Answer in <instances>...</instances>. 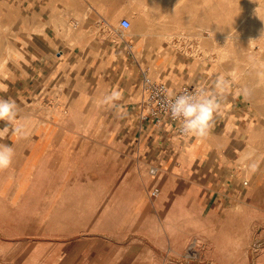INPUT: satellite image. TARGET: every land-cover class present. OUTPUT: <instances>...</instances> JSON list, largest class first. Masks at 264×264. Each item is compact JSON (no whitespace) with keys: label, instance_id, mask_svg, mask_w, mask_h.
Returning <instances> with one entry per match:
<instances>
[{"label":"rangeland","instance_id":"374dc122","mask_svg":"<svg viewBox=\"0 0 264 264\" xmlns=\"http://www.w3.org/2000/svg\"><path fill=\"white\" fill-rule=\"evenodd\" d=\"M128 1L127 10L138 13L130 17V30L144 31L151 22L158 54L172 48L174 37L186 40L182 45L191 41L186 52L215 63L206 72L214 70L226 81L231 74L254 96L264 95V0H221L219 20L213 24L206 18L198 27L189 18L170 17L171 7L180 14L184 4L157 2V18L149 21L138 4ZM33 6H0V77L5 75L4 51L21 55L22 34L30 42L37 34L72 32L75 26L78 37L83 34L82 1ZM60 6L76 17L60 18ZM39 7L54 18L46 12L40 16ZM5 11L11 12L10 20L1 17ZM177 26L185 33L172 34ZM61 112L28 110L14 121H0L1 129L9 128L0 143L14 149L11 167L0 170V264H264L261 212H254L246 226L244 211L234 221L224 211L221 221V211H200L196 205L184 226L179 208L170 210L162 199L154 202L152 190L163 187L160 156L139 151L138 137L127 131V117L118 110H76L72 120ZM17 122L25 125V137L11 131ZM56 122L64 127L42 129ZM47 138L55 144L50 155L33 156L34 145ZM130 139H136L134 145ZM153 166L156 174L150 171ZM180 186H172L173 193Z\"/></svg>","mask_w":264,"mask_h":264},{"label":"crops","instance_id":"0c3cea01","mask_svg":"<svg viewBox=\"0 0 264 264\" xmlns=\"http://www.w3.org/2000/svg\"><path fill=\"white\" fill-rule=\"evenodd\" d=\"M60 1L83 2V34L78 37L76 26L72 32L37 34L36 40L31 42L27 33L22 34L26 43L21 45L20 56L14 57L12 50L4 51L5 75L0 77V98L15 100L18 117L28 110H62V115L75 120L76 110H118L120 117L128 119L129 135L138 137L139 151L149 153L150 150L153 156L159 153L164 179L154 202L162 199L170 210L179 208L186 220L184 226L188 225L189 211L196 205L200 211L207 208L221 211V221L225 219L224 211L232 221L236 220L238 212L244 211L246 226L251 225L254 212H261L263 217L264 95L254 96L252 88L230 74L227 87L219 94L221 107L214 114L205 138L179 135L172 130L165 132L155 124L145 123L140 116V101L145 96L144 70L158 73L173 89L183 83L201 84L211 94L217 92L218 75L214 70L206 72L205 69L214 68L215 63L210 62V58L203 60L189 54L186 46H193V42L182 45L186 40L175 37L172 48L158 54L157 30L151 22L144 31L121 30V18L138 16L127 10L128 0H0V6L11 9L16 3L24 7L42 3L48 8L50 3ZM132 1L149 21L157 18V2L171 6L184 4L182 14L171 7L170 17L174 20L189 18L197 27L202 26L206 18L209 22L212 19L213 24L220 18L221 0ZM60 8V18L76 17L64 11L65 7ZM37 12L43 16L46 10L39 7ZM1 17L10 20L12 14L5 11ZM21 17L23 22L25 14ZM172 30L176 36L185 33L183 27ZM245 89L249 93L247 98L243 95ZM113 90L120 93L115 107L102 104L103 97ZM51 125L45 124L42 129L63 126L61 122ZM135 141L129 140L132 144ZM52 143L48 138L38 141L31 150L32 155L46 158L55 145ZM251 163L258 165L255 172L249 169ZM158 178L163 177L160 174ZM178 184L180 189L173 193L171 187L177 188ZM203 219L206 224L208 216Z\"/></svg>","mask_w":264,"mask_h":264},{"label":"clouds","instance_id":"9594fccd","mask_svg":"<svg viewBox=\"0 0 264 264\" xmlns=\"http://www.w3.org/2000/svg\"><path fill=\"white\" fill-rule=\"evenodd\" d=\"M121 30H130L131 25L128 22H123L119 25ZM228 81L222 76L217 78L215 88L217 92L209 94L204 89H197L194 92H185L170 99L166 103L168 114L173 121L177 122V126L181 134L185 136H196L205 138L209 135L214 114L218 112L221 107L219 95L227 87ZM248 90L245 89L243 95L248 96ZM120 97L117 90H113L106 94L102 104H108L115 107V101ZM18 116V106L15 100L0 98V121L11 122L16 120ZM11 131L20 137L27 135L25 125L17 122ZM9 128L6 126L0 129V137L6 135ZM14 158V149L8 144L0 143V170L9 169ZM258 165L251 163L249 169L252 172L257 170Z\"/></svg>","mask_w":264,"mask_h":264},{"label":"built area","instance_id":"2783aa9c","mask_svg":"<svg viewBox=\"0 0 264 264\" xmlns=\"http://www.w3.org/2000/svg\"><path fill=\"white\" fill-rule=\"evenodd\" d=\"M123 22H128L130 25L132 24L131 20L127 17L121 18L119 20V25ZM142 80L145 96L140 101L142 107L141 117L146 120L148 119L151 123L157 125L165 132L172 130L179 135H183L179 131L177 122L173 121L168 114L166 103L168 100L185 92L191 93L197 89H204L203 85L183 83L178 88L173 89L167 81L154 79L145 70L142 72ZM150 171L153 174L157 173L158 168L153 166ZM158 192V187L152 190V194L155 196Z\"/></svg>","mask_w":264,"mask_h":264},{"label":"bare ground","instance_id":"6f19581e","mask_svg":"<svg viewBox=\"0 0 264 264\" xmlns=\"http://www.w3.org/2000/svg\"><path fill=\"white\" fill-rule=\"evenodd\" d=\"M154 174H156V173H154Z\"/></svg>","mask_w":264,"mask_h":264}]
</instances>
